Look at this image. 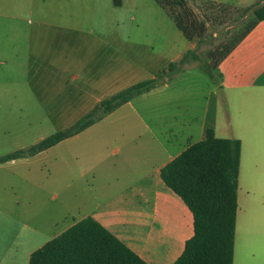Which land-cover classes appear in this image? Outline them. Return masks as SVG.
Listing matches in <instances>:
<instances>
[{
	"label": "rangeland",
	"instance_id": "1",
	"mask_svg": "<svg viewBox=\"0 0 264 264\" xmlns=\"http://www.w3.org/2000/svg\"><path fill=\"white\" fill-rule=\"evenodd\" d=\"M120 2L0 0V156L68 127L185 51L186 37L155 0ZM187 3L205 22L183 53L193 50L197 59L190 55L170 78L83 132L0 162V264H28L32 251L125 187L133 171L160 163L146 132L201 127L220 78L219 59L209 54L219 57L254 14L208 0ZM15 50L24 59L12 68Z\"/></svg>",
	"mask_w": 264,
	"mask_h": 264
},
{
	"label": "crops",
	"instance_id": "2",
	"mask_svg": "<svg viewBox=\"0 0 264 264\" xmlns=\"http://www.w3.org/2000/svg\"><path fill=\"white\" fill-rule=\"evenodd\" d=\"M211 1L246 8L264 0ZM21 57L13 51L12 68L21 65ZM218 71L216 94L207 102L201 127L194 133L188 126L146 132L143 137L154 144L150 149L160 163L133 171L125 187L84 215L94 217L148 264H173L194 235L193 213L165 184L161 169L203 140L207 128L217 137L241 141L233 264H264V19L220 61Z\"/></svg>",
	"mask_w": 264,
	"mask_h": 264
},
{
	"label": "trees",
	"instance_id": "3",
	"mask_svg": "<svg viewBox=\"0 0 264 264\" xmlns=\"http://www.w3.org/2000/svg\"><path fill=\"white\" fill-rule=\"evenodd\" d=\"M173 19L187 40L193 41L204 32L205 22L199 21L187 0H155ZM120 5V0H114ZM220 7H228L216 3ZM253 9L254 19L218 52H210L218 66L226 56L264 19V2L245 8ZM190 55L189 50L177 62L153 78L144 79L103 98L87 113L68 127L43 138L28 149L0 156V162L25 155H36L61 141L75 136L135 97L156 88L163 80L176 73ZM169 74V75H168ZM168 75V76H167ZM241 141L220 138L213 128H207L203 140L190 144L161 169L165 184L178 194L194 217V235L186 242L181 256L173 264H233L237 191ZM28 264H148L117 236L92 216L77 221L59 235L49 239L30 254Z\"/></svg>",
	"mask_w": 264,
	"mask_h": 264
}]
</instances>
